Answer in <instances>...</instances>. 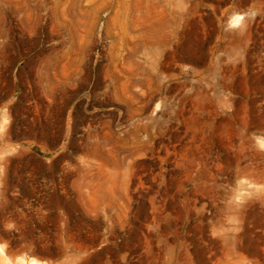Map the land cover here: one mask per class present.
I'll return each instance as SVG.
<instances>
[{"label": "rangeland", "instance_id": "1", "mask_svg": "<svg viewBox=\"0 0 264 264\" xmlns=\"http://www.w3.org/2000/svg\"><path fill=\"white\" fill-rule=\"evenodd\" d=\"M0 264H264V0H0Z\"/></svg>", "mask_w": 264, "mask_h": 264}]
</instances>
